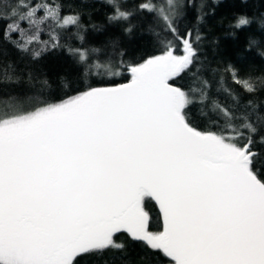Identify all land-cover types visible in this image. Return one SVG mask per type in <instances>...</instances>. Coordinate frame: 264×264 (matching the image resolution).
Instances as JSON below:
<instances>
[{
  "label": "snow or ice",
  "instance_id": "snow-or-ice-1",
  "mask_svg": "<svg viewBox=\"0 0 264 264\" xmlns=\"http://www.w3.org/2000/svg\"><path fill=\"white\" fill-rule=\"evenodd\" d=\"M90 2L0 0V264L106 253L131 264L116 239L124 233L154 264H264V153L254 151L264 146V72L212 68L203 13L182 30L193 6L182 0H103L105 23L127 35L141 17L158 53L142 62L118 39L87 44L85 15L104 30L91 23ZM254 23L260 36L245 50L264 59V14L229 26ZM54 52L72 58L84 85L59 77L65 98L55 103L42 99L54 88L40 70ZM184 76L186 90L170 83ZM146 199L158 204L162 230H151Z\"/></svg>",
  "mask_w": 264,
  "mask_h": 264
},
{
  "label": "trees",
  "instance_id": "trees-1",
  "mask_svg": "<svg viewBox=\"0 0 264 264\" xmlns=\"http://www.w3.org/2000/svg\"><path fill=\"white\" fill-rule=\"evenodd\" d=\"M135 0H130L129 6ZM189 5H193L187 9V16L180 22L181 29L192 28L196 24V16L199 12L203 13L204 20L200 25L201 33L205 37L202 43V56H206L212 68H222L227 62L236 64L242 72H264V59H261L256 51H246L247 40L249 36H260L259 26L253 24L250 28L242 30H233L230 24L234 22V18L240 14H247L250 17H258L264 14V0H182ZM66 3L79 6L80 0H66ZM201 5H204L201 8ZM91 11V23L104 26L103 31H93L89 23L88 16L83 17V23L88 27L87 44L101 46L106 44L111 39H118L120 46L127 51V58L136 62H142L148 55L156 53L151 38L144 32L141 17H135L133 23L141 25L136 28L131 35H127L121 30V26H110L105 23V16L112 9L108 7L103 0H91L85 5ZM67 11V9H66ZM71 44L78 47V42L72 39ZM15 60L16 54L14 51L9 57ZM40 70L46 74L47 78L53 84L54 91L47 94L42 99H47L48 102H59L65 98L64 92L56 87L58 78L68 76L73 80L74 87L83 88V84L76 81L77 68L73 64V60L64 52H54L47 55L40 62ZM130 75L125 73L123 77H117L114 80L115 84L127 83ZM91 83L92 81H88ZM176 86H181L185 90L191 83V78L184 76L182 79L171 81ZM101 86V85H94ZM13 91L27 90L26 85L20 88L13 87ZM69 94H75L69 92ZM190 114L193 121L203 126L202 118L198 114L197 105L190 107ZM254 151L264 153V146L257 143ZM144 210L149 214L150 227L152 231L162 230L163 225L160 214L152 200L145 201ZM118 242L126 241L131 264H154L145 257L144 251L140 245L131 242L126 233L116 236ZM115 255H119L116 253ZM141 257H144L141 259ZM107 260L108 264H121L120 260H114L112 253H106L103 258L96 256L83 255L78 258V264H103Z\"/></svg>",
  "mask_w": 264,
  "mask_h": 264
},
{
  "label": "water",
  "instance_id": "water-1",
  "mask_svg": "<svg viewBox=\"0 0 264 264\" xmlns=\"http://www.w3.org/2000/svg\"><path fill=\"white\" fill-rule=\"evenodd\" d=\"M170 83H172V82L170 81ZM174 86H176V85H174ZM152 201L154 202V204L156 205V207H157V209H158V212H159L160 217H161L162 225H163L162 214H161V212H160L159 206H158V204H157L154 200H152Z\"/></svg>",
  "mask_w": 264,
  "mask_h": 264
}]
</instances>
